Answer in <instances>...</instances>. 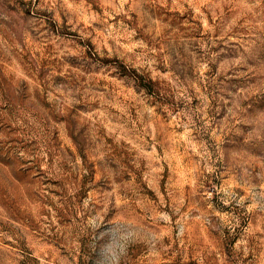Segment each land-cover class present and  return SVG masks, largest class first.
I'll return each instance as SVG.
<instances>
[{"label":"rangeland","instance_id":"1","mask_svg":"<svg viewBox=\"0 0 264 264\" xmlns=\"http://www.w3.org/2000/svg\"><path fill=\"white\" fill-rule=\"evenodd\" d=\"M0 264H264V0H0Z\"/></svg>","mask_w":264,"mask_h":264}]
</instances>
